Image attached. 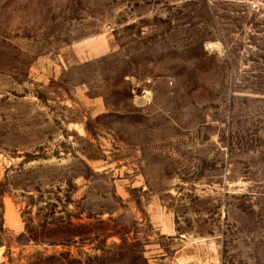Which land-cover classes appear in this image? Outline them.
<instances>
[{
  "label": "rangeland",
  "instance_id": "374dc122",
  "mask_svg": "<svg viewBox=\"0 0 264 264\" xmlns=\"http://www.w3.org/2000/svg\"><path fill=\"white\" fill-rule=\"evenodd\" d=\"M142 249L264 264V0H0V263Z\"/></svg>",
  "mask_w": 264,
  "mask_h": 264
},
{
  "label": "trees",
  "instance_id": "16d2710c",
  "mask_svg": "<svg viewBox=\"0 0 264 264\" xmlns=\"http://www.w3.org/2000/svg\"><path fill=\"white\" fill-rule=\"evenodd\" d=\"M136 202H137V205L139 207H141V200L139 198L136 199ZM2 228V226H1ZM118 237L121 239V243L122 244H126L128 243L129 241L127 240V238H125V236H122V235H118ZM64 244V243H62ZM114 247H119L117 244H114ZM134 247H136V245H134ZM90 249L92 250H96V251H104L105 250V246H91ZM142 255H140V257L143 259L144 263L147 264V258L144 256V250H140L139 251ZM78 255L79 257H75L74 254H72L71 252H67V253H61L59 254V256H48V257H45V258H41L40 262H43V263H40V264H51L50 262L47 263L48 261H52V260H56V262H59L60 264H83V260H82V257L83 255H88L86 252L82 251V252H78ZM97 257V256H95ZM88 258H90V256H88ZM58 263V264H59ZM0 264H4V263H0Z\"/></svg>",
  "mask_w": 264,
  "mask_h": 264
},
{
  "label": "crops",
  "instance_id": "0c3cea01",
  "mask_svg": "<svg viewBox=\"0 0 264 264\" xmlns=\"http://www.w3.org/2000/svg\"><path fill=\"white\" fill-rule=\"evenodd\" d=\"M159 225H161V224H159ZM170 228L172 229V226H171ZM160 229H161V231H163L164 227L161 225V226H160ZM171 231H172V230H169V232H171ZM173 231H175V230H174V227H173ZM171 233H172V232H171ZM171 233H170V234H171Z\"/></svg>",
  "mask_w": 264,
  "mask_h": 264
}]
</instances>
